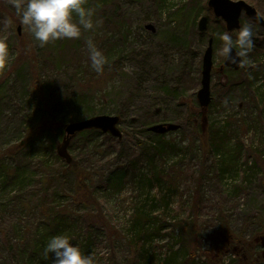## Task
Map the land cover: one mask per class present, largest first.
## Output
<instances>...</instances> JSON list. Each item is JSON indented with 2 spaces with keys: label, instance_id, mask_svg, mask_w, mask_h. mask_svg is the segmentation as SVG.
Here are the masks:
<instances>
[{
  "label": "rangeland",
  "instance_id": "1",
  "mask_svg": "<svg viewBox=\"0 0 264 264\" xmlns=\"http://www.w3.org/2000/svg\"><path fill=\"white\" fill-rule=\"evenodd\" d=\"M208 1L86 0L99 21L95 29L41 46L14 0H0V38L9 45L0 69V264H51L54 253L47 260L43 249L61 233L84 254L94 253L95 264H159L167 257V264L186 257H192L187 264H264V96L253 98L240 71L226 72L225 81L214 74L202 125L197 92L210 39L214 71L225 58ZM202 16L209 18L204 33ZM241 22L252 26L254 41L264 39L262 27L246 17ZM89 38L107 57L103 73L91 67ZM252 61L243 64L248 72ZM255 89L264 93V77ZM94 116H119L124 138L119 144L107 135L72 140L68 154L91 194L77 196L57 154L63 133L56 134ZM157 125L170 128L162 135L149 131ZM224 133L230 141H222ZM25 157L21 173L35 176L13 181ZM116 166L136 171L108 187ZM158 172L173 183L154 179ZM44 175L52 181L40 189ZM28 202L30 210L23 208ZM43 207L58 216L47 219ZM138 211L145 221L136 222ZM237 237L262 257L236 246V255L229 246L221 251L216 241L233 244Z\"/></svg>",
  "mask_w": 264,
  "mask_h": 264
},
{
  "label": "clouds",
  "instance_id": "2",
  "mask_svg": "<svg viewBox=\"0 0 264 264\" xmlns=\"http://www.w3.org/2000/svg\"><path fill=\"white\" fill-rule=\"evenodd\" d=\"M15 3L16 14L24 25H27L41 46L61 38H79L82 30H94L99 21L94 20V9L86 7V0H26V3ZM222 40L220 54L231 63L243 65L247 63V54L254 47V32L249 24L242 25L234 37L230 32L219 34ZM91 67L97 73H103L107 57L96 43L87 40ZM9 58V45L6 38H0V69H3ZM125 70L130 71L127 66ZM227 103V99L225 100ZM55 259L51 264H95L94 253L84 254L72 237L66 233L56 234L48 238L43 257Z\"/></svg>",
  "mask_w": 264,
  "mask_h": 264
},
{
  "label": "water",
  "instance_id": "3",
  "mask_svg": "<svg viewBox=\"0 0 264 264\" xmlns=\"http://www.w3.org/2000/svg\"><path fill=\"white\" fill-rule=\"evenodd\" d=\"M208 7L213 11L217 19H221L225 22L226 29L230 33L239 30L243 17H246L264 29V18L255 7L243 0L237 2L232 0H209ZM208 23V16H202L198 23L199 31L202 33L206 32ZM147 29L155 32V28L151 25H148ZM18 31L20 32V28ZM241 67L242 65L233 64L230 60L224 58L223 65L219 68V73L224 74L227 68L239 71ZM213 69L214 41L210 39L202 58L201 87L197 93V100L202 112L203 125L206 122L207 113L213 101L211 90ZM120 125L121 118L119 116H94L82 121L66 124L64 126L65 135L61 143L57 146V154L60 158H64L66 162L70 163L72 158L68 154V148L72 140L85 131L98 130L105 135H111L121 141L124 138V134L120 130ZM168 128H170V126L165 127L164 125H157L151 127L149 131L162 135L169 130Z\"/></svg>",
  "mask_w": 264,
  "mask_h": 264
},
{
  "label": "trees",
  "instance_id": "4",
  "mask_svg": "<svg viewBox=\"0 0 264 264\" xmlns=\"http://www.w3.org/2000/svg\"><path fill=\"white\" fill-rule=\"evenodd\" d=\"M249 1H250V4L252 6H254L259 11V13L261 15L264 16V0H249ZM209 13L213 15V13L211 11H209ZM212 18H213V20L211 21V24L212 25H216L218 28H220L221 29V33H223L224 31H227L225 23L222 20H217V19L215 20L214 16ZM263 56H264V39L261 40V41L260 40L255 41L254 47L247 54V59H249V58L253 59L252 63L248 62V64H247V65L250 64L249 66H252V69H251L252 72H251V70H250V72H248V70H247V68L245 66H243L242 69L240 70V72H242L244 74V77H245V80H246L245 81L246 89L248 91H250V93L252 94L253 98L254 99L257 98L258 101H259V98L261 96H264V93H260L259 89H255V85L258 82L259 78L260 77H264V62L262 60ZM228 71H233V70L226 69L225 70V75H226V72H228ZM213 74H217V75L222 76L218 71L213 72ZM222 78H223V76H222ZM217 86L219 87V85H217ZM201 116H202V112H201ZM186 120H188V119H186ZM202 128H203V126H201V129H200L201 130V134L204 132L202 130ZM48 130L50 131L52 136H55L56 133L53 134L54 131L50 130V128H48ZM62 133H63V135H62V139H63V137L65 135L64 128H63V130L59 131V133L56 134V135H59V134H62ZM216 134H219V133L217 132ZM92 136H106V135H104L103 133H101L98 130H90V131L82 132L75 139L80 138V137L81 138H84V137L88 138V137H92ZM107 136H108V137H106L107 139H116V138H114V137H112L110 135H107ZM222 138H223L222 139L223 142L226 141L225 140L226 138L228 139V141L231 140V138L228 137L227 133H224ZM75 139H73V141ZM116 140H118V139H116ZM119 142H121V141L118 140V142H116V143L119 144ZM26 143H27L26 141H23L22 144H20V145H18L16 147V149L14 151L16 153H18L17 155H20V153L23 152V148L26 145ZM32 143H33V141L28 143V145H30ZM86 145L89 146V142H86ZM30 147H33V145H31ZM26 160H27V157H25L23 162L20 161L21 164H19L16 167V172H14L13 174L10 175V178L13 179V181H16V180H19V179H23L24 181H22V182H26V181H30V180H32V178H34V176H35L34 173H30L29 175L21 173V170L27 168ZM45 166L49 167L47 162H45ZM119 166H121V165H119ZM119 166H116L117 168L113 172L114 175L112 174L113 176H111L107 180V183L109 185L108 187L116 185L119 180H120V183H123L124 181H126V179L129 176H131V174H133L136 171V169L133 166L131 167L132 170L129 169L130 167L127 168L128 166L127 167H121V168H119ZM65 167L68 169V172H69V175H67V176L71 175L72 178H74V180L76 182V185L74 186L75 194H77V196H78V195H82L81 193H83V194H87L88 193L89 194L88 197H90V195H91L90 192L85 191L86 189L83 186V184L81 183V181L85 177V175L81 176L80 168H79V166H77V164L75 163L74 159L72 158V161L70 163L66 162ZM62 175H64V174H62ZM153 176H154V179H156V180H163V181L168 182V180L164 177V173L163 172L162 173L161 172L155 173V174H153ZM51 181H52V175H50V176L44 175V177H41L39 179L37 185L41 189V188H44L47 185H49L51 183ZM172 181L173 180L170 179L168 183H173ZM40 201L42 203H44L43 197L41 198ZM23 208H26V209L30 210L32 208V205H31V203L28 202L25 205H23ZM43 208H44L43 216H45L47 219H49L51 217L53 219H55V217L58 216V214L55 215L54 213L49 212L48 210H46L45 207H43ZM136 215H137L136 222H142L143 218H144L143 221L146 220V217H145V215L142 212L139 213V211H138ZM260 224H263V226L261 227V231H262L261 233L264 234V223L260 222ZM140 225H141V228H142V224H140ZM56 230H58V226H57ZM216 241H217V243L222 244L221 247L219 246L221 251L225 250V248H227L229 246V249L233 250V251H231V253L234 252V254L236 255V252H235V250L233 248V247L236 246V247H238V249L240 248L239 250H240L241 254H244L245 252L246 253L250 252L248 245H246L242 241V239L239 238V237H237L234 240H232L233 244H231L230 238H229V240L228 239L223 240V239H218L217 238ZM262 241L264 242V240H262ZM228 243H229V245H228ZM254 243L256 244V241ZM262 244H261L262 245L261 250L263 249V251H264V243H262ZM257 246L260 247V245H257ZM219 247H218V249H219ZM37 248H39V246H37ZM224 252H226V251H224ZM224 252H223V254H226ZM33 253H35V252H33ZM251 254L253 255V257H262L261 251L258 250V249L255 250L254 253H251ZM16 258L18 259V262L20 263V257H16ZM191 258L192 257H186L187 260L183 264L190 263L191 262ZM167 259L169 260V257H167L164 261H161L159 264H167Z\"/></svg>",
  "mask_w": 264,
  "mask_h": 264
}]
</instances>
